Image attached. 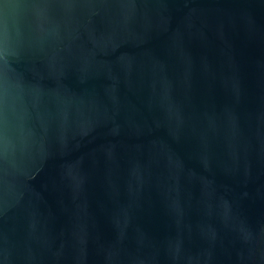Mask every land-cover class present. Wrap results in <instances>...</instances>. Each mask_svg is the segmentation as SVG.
<instances>
[{"label": "water", "instance_id": "obj_1", "mask_svg": "<svg viewBox=\"0 0 264 264\" xmlns=\"http://www.w3.org/2000/svg\"><path fill=\"white\" fill-rule=\"evenodd\" d=\"M0 264H264V0H0Z\"/></svg>", "mask_w": 264, "mask_h": 264}]
</instances>
